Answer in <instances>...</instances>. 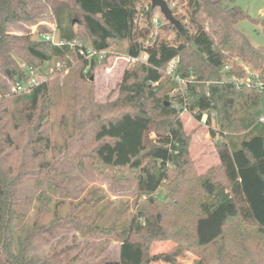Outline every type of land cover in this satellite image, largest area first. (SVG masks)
<instances>
[{
	"label": "trees",
	"instance_id": "1",
	"mask_svg": "<svg viewBox=\"0 0 264 264\" xmlns=\"http://www.w3.org/2000/svg\"><path fill=\"white\" fill-rule=\"evenodd\" d=\"M180 2L186 6L185 15H172L176 23L168 21L162 27L176 33L173 42H167L158 36L150 41L153 7L143 13L140 25L136 0H0V264H151L181 252L195 256L193 264H264L260 95L255 88H237L229 80L244 77L247 68L264 83V44L252 46L236 27L249 18L263 28L264 21L251 19L236 0ZM48 17L55 21L59 39L87 43L56 47L41 36L9 31ZM122 42L128 59L143 53L147 59L129 62L115 99L107 96L100 103L90 78L107 56L85 60L78 50L100 51ZM67 52L78 63L70 126L61 118L62 143L58 145L51 141L49 84L38 83L27 93H14L10 87L30 76L22 63L32 68L43 63L52 66L64 61ZM172 59H176L177 76L194 77L187 84L185 102L171 93L177 88L167 74ZM224 65L230 68L228 77L221 74ZM183 104L198 122L206 114L204 124L219 159L202 175L190 159L193 132L185 133L177 108ZM69 157L80 166L90 160L117 177L131 174L136 193L145 197L127 221L119 211L105 226L104 207L96 210L103 196L89 190L87 198L51 224L81 236L118 237L116 261L103 256L107 241L102 238L94 246L84 243L74 255L68 248L50 246L45 256L29 259L28 241L43 228L36 221L13 249L6 217L15 205L17 184L29 176L51 179L60 161ZM208 184L211 191L206 189ZM88 206L95 210L92 215L87 214ZM46 227L51 233V227ZM157 242L174 246L153 255L150 251Z\"/></svg>",
	"mask_w": 264,
	"mask_h": 264
},
{
	"label": "rangeland",
	"instance_id": "2",
	"mask_svg": "<svg viewBox=\"0 0 264 264\" xmlns=\"http://www.w3.org/2000/svg\"><path fill=\"white\" fill-rule=\"evenodd\" d=\"M168 4L172 15H185L186 6L180 0H163ZM138 10V22L143 24V13L152 5L149 0H136ZM236 4L256 21H264V0H236ZM151 18H156L159 21L158 25H154L152 20V38L158 36L167 42H173L175 31L172 28L163 29L168 21L161 14L158 7L151 9ZM186 20H182L184 25ZM237 29L244 33L249 38L252 46L261 47L264 44V27L253 23L249 18L242 20L237 24ZM74 30L77 27L74 26ZM9 31L17 34H25L29 32L32 37L38 38L41 34L54 33L55 39L58 37V32L55 28V21L51 18H44L35 25H17L9 28ZM41 38V37H40ZM74 43L86 44V41L81 42L76 38ZM51 43V42H50ZM52 44V43H51ZM53 45V44H52ZM126 43H118L115 47L110 48V53L107 55L105 64L99 66L93 74V83L95 90V99L103 103L108 96L109 99H115L116 86L118 85L123 70L130 66L126 56ZM77 59L72 57L70 53L64 54V61L55 62L52 66H47L45 63L39 66L21 64V68L25 71H30L37 83L47 82L50 88V99L52 107L50 110L51 122L53 125L51 141L60 145L62 138L58 132V126L61 118H65L70 126L71 113L69 105L71 104L70 97L72 96V85L74 81V72L77 65ZM10 85V84H9ZM12 87V85H11ZM10 87V88H11ZM172 90L171 93H174ZM15 93V92H14ZM260 95V111L264 113V88L259 91ZM182 127L185 133H192L190 144L193 145L192 156L194 169L198 175V165L203 155L210 156L215 151L214 144L210 140L208 128L204 123L198 122L192 114L184 113L181 115ZM150 138H154L153 135ZM219 136L215 138L218 140ZM190 145V146H191ZM216 153V152H215ZM217 155V154H216ZM80 166L77 159L69 157L62 159L58 166L57 172L48 179L44 176H29L23 178L16 186L14 193L15 205L10 208V214H7L6 221L10 228L11 244L13 249L18 248V242L22 240L32 229L33 223L36 221L43 228L35 230V235H32L28 241V249L26 257L31 259L40 258L49 252L50 246L62 249V247L70 250L69 254L74 255L78 249L89 243L94 246L99 240L106 239L107 247L103 254L109 260L116 261L118 259V249L120 246L119 238L110 235L105 238L100 235L81 236L73 230H68L60 227L51 226L56 220L55 217L62 218L70 209L78 202L87 198V192L92 190L95 195H102L103 199L97 205L96 210L104 207V225L118 216L117 212L121 211V219L127 221L135 212L136 203L144 199L143 195L136 193V182L131 174L126 173L124 177H117L109 170L106 171L102 167L96 168L90 160H83ZM198 163V165H196ZM212 165L210 167H215ZM209 167V168H210ZM206 171V170H205ZM204 173V172H203ZM210 186V184H208ZM162 192V189L159 190ZM40 207L41 210L37 211ZM87 214H91L95 210L88 206ZM56 211V212H55ZM9 213V212H8ZM83 215V213H81ZM92 215V214H91ZM108 218V220H107ZM61 222V221H58ZM58 222H55L56 224ZM51 227L50 231H46L47 227ZM174 246L171 242H157L151 248V254L166 253ZM195 256L190 253L181 252V255H174L170 260L158 259L151 264H193Z\"/></svg>",
	"mask_w": 264,
	"mask_h": 264
},
{
	"label": "built area",
	"instance_id": "3",
	"mask_svg": "<svg viewBox=\"0 0 264 264\" xmlns=\"http://www.w3.org/2000/svg\"><path fill=\"white\" fill-rule=\"evenodd\" d=\"M153 23L154 25H158L159 21L158 19L154 18L153 19ZM41 37L46 40L51 42L54 46H61V45H69V46H74L77 43H68L65 42L61 39H59L57 37V39H55L54 37V33H47V34H41ZM79 55L85 59V60H89L91 58H97L99 60L101 59H105V57L111 52L110 48L105 49V50H100V51H95L91 48H79L78 50ZM147 59V55L145 53L141 54L139 57H137V59H128V62H136L137 60L140 61H145ZM176 64V59H172L169 62V67H168V75L173 76L174 81H176L177 83V88L175 89V92L173 94H177L179 95V97H181L183 99V102L186 101V97H185V93H186V88H187V84L188 83H192L194 82V77L193 76H189L188 78H180L179 76H177L174 71H175V65ZM245 76L240 78V77H231L229 80L232 81V83H234V85L237 88H255L258 91L262 90L264 88V83L260 81V79H258V76L255 73H252L251 71H249V69L245 68ZM221 74L223 75V77H228L230 75V68L228 65H224L221 69ZM38 83L35 81V78L30 74V76H28L26 78L25 81H19L16 82L14 84H12L11 90L15 93H27L28 91H30L34 86H36ZM178 110L180 111L181 115L184 113H190L188 112V108L185 104L183 105H179ZM191 114V113H190ZM215 114H212V117H214ZM206 114L202 115L201 121L200 123H204L206 121ZM257 123L264 125V113L261 114L257 120Z\"/></svg>",
	"mask_w": 264,
	"mask_h": 264
},
{
	"label": "water",
	"instance_id": "4",
	"mask_svg": "<svg viewBox=\"0 0 264 264\" xmlns=\"http://www.w3.org/2000/svg\"><path fill=\"white\" fill-rule=\"evenodd\" d=\"M151 2L152 7H158L160 9L161 14L166 18L167 21L176 23L175 18L172 16V12L170 8L168 7V4L163 0H149ZM91 80L93 77L90 78ZM206 189L208 191H211V188L209 185L206 186Z\"/></svg>",
	"mask_w": 264,
	"mask_h": 264
},
{
	"label": "crops",
	"instance_id": "5",
	"mask_svg": "<svg viewBox=\"0 0 264 264\" xmlns=\"http://www.w3.org/2000/svg\"><path fill=\"white\" fill-rule=\"evenodd\" d=\"M192 151H193V145L190 146L191 156H192ZM218 164H219V159L217 158L215 151L209 157L203 155L201 161H199V165L198 163H196V165H198L199 174H203V172H205V170L208 169L210 166L218 165Z\"/></svg>",
	"mask_w": 264,
	"mask_h": 264
}]
</instances>
